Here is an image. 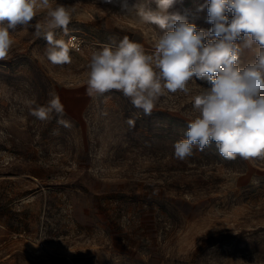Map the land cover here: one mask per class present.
<instances>
[{
	"label": "rangeland",
	"instance_id": "rangeland-1",
	"mask_svg": "<svg viewBox=\"0 0 264 264\" xmlns=\"http://www.w3.org/2000/svg\"><path fill=\"white\" fill-rule=\"evenodd\" d=\"M51 4L75 9L68 36L55 30L79 37L71 63L52 64L34 28L10 33L0 60V264H264V158L226 159L214 142L174 155L206 82L166 92L150 116L117 90L87 95L93 51L128 36L151 54L164 30L103 0ZM206 5L176 0L170 11L207 30ZM45 17L38 8L33 23ZM254 57L245 50L241 66ZM52 94L63 116L37 119Z\"/></svg>",
	"mask_w": 264,
	"mask_h": 264
},
{
	"label": "clouds",
	"instance_id": "clouds-1",
	"mask_svg": "<svg viewBox=\"0 0 264 264\" xmlns=\"http://www.w3.org/2000/svg\"><path fill=\"white\" fill-rule=\"evenodd\" d=\"M122 12L135 14L144 23L164 30L151 54L124 36L117 44H104L93 51L88 64L86 92L90 97L111 90L129 98L133 107L150 116L165 93L189 95L191 81L207 87L193 96L198 115L189 120L186 138L174 143V155L183 160L194 146L203 151L214 142L226 159L264 158V0H207V30L177 11L176 0H157V10H146L129 0H103ZM45 9L43 23H33L37 9ZM202 10V9H201ZM75 9L51 0H0V60L6 59L13 44L10 33L34 28L37 38L47 42L46 55L52 64L71 63L70 49L78 48L77 37L56 38V29L68 36ZM245 50L254 60L241 66ZM55 113L63 116L59 95L52 94L46 105L32 115L47 120ZM65 127L71 124L60 119ZM135 127V118L127 121Z\"/></svg>",
	"mask_w": 264,
	"mask_h": 264
},
{
	"label": "built area",
	"instance_id": "built-area-1",
	"mask_svg": "<svg viewBox=\"0 0 264 264\" xmlns=\"http://www.w3.org/2000/svg\"><path fill=\"white\" fill-rule=\"evenodd\" d=\"M71 36L77 37V41L76 42L78 44V48H76V49H80L81 48V42L79 40V37L77 35H71ZM1 246H2V241H1V237H0V248H1Z\"/></svg>",
	"mask_w": 264,
	"mask_h": 264
}]
</instances>
